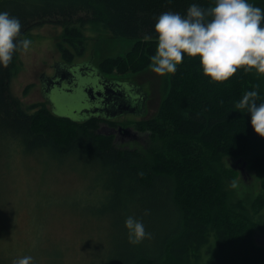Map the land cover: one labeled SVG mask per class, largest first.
Wrapping results in <instances>:
<instances>
[{"label": "trees", "instance_id": "obj_1", "mask_svg": "<svg viewBox=\"0 0 264 264\" xmlns=\"http://www.w3.org/2000/svg\"><path fill=\"white\" fill-rule=\"evenodd\" d=\"M249 2L264 9V0ZM193 3L208 8L214 0H1L0 11L20 19L22 35L45 24H101L115 37L134 42L127 60L137 73L146 70L156 53L159 15L185 14ZM73 32L66 30L68 35ZM121 64L118 60L119 68ZM12 76L11 63L0 66V141L16 140L26 154L48 150L54 157L80 156L88 166H99L98 175L109 177L107 189L118 210L123 206L129 215L140 217L150 210L143 223L152 236L142 246L129 242L119 218L113 238L119 250L111 264H167L168 256L169 264H185L189 249L202 244L204 259L213 260L210 264L264 262V248L253 241L258 225L246 204L229 199L223 188V175L229 172L219 168L225 157L248 164L244 155L264 152V137L252 127L251 114L235 107L250 90H257L264 101V74L239 68L229 80L216 82L203 73L199 57L184 56L166 81L159 119L147 122L148 126H174L167 136L159 134L163 140L171 136V144L178 147L174 175L156 162L155 147L150 148L153 162L143 165L138 151L113 145L84 126L103 119L78 124L50 110L43 112L48 123L38 129L36 117L11 91ZM252 166L264 172V154ZM158 216L161 221H155Z\"/></svg>", "mask_w": 264, "mask_h": 264}, {"label": "rangeland", "instance_id": "obj_2", "mask_svg": "<svg viewBox=\"0 0 264 264\" xmlns=\"http://www.w3.org/2000/svg\"><path fill=\"white\" fill-rule=\"evenodd\" d=\"M66 30L74 32L68 35ZM21 39H28L31 44L28 49H18L13 57L10 88L36 117L38 129L48 123L44 111L51 110L59 117L73 119L64 109L70 103L67 95L57 96L56 109L46 101L42 93L52 85L44 84L43 77L60 74L59 70L65 69L62 67L65 62L86 66L81 72L86 76H97L100 69L112 81L143 91L140 94L147 97L145 113L124 112L110 117L118 113L117 106L105 111L104 120L84 126L113 145L138 151L143 165L153 162L150 148L155 147L156 162L175 174L173 166L178 147L171 144V136L165 140L160 137L167 136L166 132L174 130V126L147 125V122L159 119L166 81L171 74L160 75L152 71V60L146 70L137 73L130 70L127 57L135 46L134 42L115 37L101 24L84 27L81 24H45L28 31ZM118 60L122 63L120 68ZM74 95L80 96L76 92ZM133 108L137 112L141 107L135 105ZM120 130H130L131 136L120 134ZM263 154L244 155L248 161L247 177L235 167L238 158L225 157L219 165L221 170L229 172L223 175V188L229 199L233 204H246L253 223L258 225L253 241L261 248H264V172L253 168L252 161ZM83 160L80 156L54 157L48 150L26 154L16 140L0 141V264H12L13 260L26 255L34 258L31 264L112 263L119 250L118 242L113 240L114 227L120 223L119 218L124 221L129 212H124L123 206L122 210L121 206L119 210L115 207L107 189L109 177L98 175L99 166H88ZM233 180L237 181L235 188L231 186ZM136 217L143 222L146 220L145 212ZM161 220V216L155 218V221ZM202 246L189 249L184 257L185 264L212 263L213 260L204 259ZM180 247L179 244L176 246V252ZM168 258H164L167 264Z\"/></svg>", "mask_w": 264, "mask_h": 264}, {"label": "clouds", "instance_id": "obj_3", "mask_svg": "<svg viewBox=\"0 0 264 264\" xmlns=\"http://www.w3.org/2000/svg\"><path fill=\"white\" fill-rule=\"evenodd\" d=\"M21 28L18 17L0 11V66L7 67L18 49L29 48L31 41L20 39ZM155 32L157 48L151 68L157 74H174L185 55L199 57L203 73L216 82L229 80L239 68L264 74V9L249 0H214L208 8L193 3L185 14L162 12ZM235 107L251 114L252 127L264 137V101L259 100L258 91H246ZM231 186L237 187V181ZM149 211L145 209V215ZM124 226L133 245L152 236L135 215H127ZM33 259L26 255L12 264H31Z\"/></svg>", "mask_w": 264, "mask_h": 264}, {"label": "water", "instance_id": "obj_4", "mask_svg": "<svg viewBox=\"0 0 264 264\" xmlns=\"http://www.w3.org/2000/svg\"><path fill=\"white\" fill-rule=\"evenodd\" d=\"M62 67L65 69L59 70L61 75L56 74L53 77H43V83H49L52 87L49 88V86H47L42 94L46 98V101L51 105V108L56 109L55 105H57V96L61 95V93L58 92H61L59 90H62V92L69 98L67 101L70 102L69 105L64 107V109L67 110V113L73 117V119H68L77 123H80L86 118L88 120L93 118L105 119L103 116L105 111L117 106H119L118 113H115L110 117H116L117 114H123L124 112L135 115H143L145 113L147 97L144 94H140V92L142 93L143 91L130 88L128 84L122 82L112 81L107 78L100 69L97 76H86L84 73H81L86 66L64 63ZM75 92L83 98L74 95ZM136 92H139V94ZM133 102L136 103V107H141L137 112L136 108H133L135 106L133 105ZM68 107L71 108V111L68 110ZM76 111L78 112L76 115L79 116L80 119L74 118L73 115H75ZM120 131L130 134V130ZM235 167H238L241 174L247 177V163L245 161L242 159L238 160L235 163Z\"/></svg>", "mask_w": 264, "mask_h": 264}, {"label": "flooded vegetation", "instance_id": "obj_5", "mask_svg": "<svg viewBox=\"0 0 264 264\" xmlns=\"http://www.w3.org/2000/svg\"><path fill=\"white\" fill-rule=\"evenodd\" d=\"M59 91L62 92V90H59ZM55 92H56V91H55ZM56 94H57V92H56ZM61 95H65V94H64V93H63V94L61 93ZM68 110L71 111V108L68 107ZM77 113H78V112L76 111V112H75V115H73V116H74V118H76V119H77V118L80 119V117L76 115ZM83 115H84V114H83ZM84 116H85V115H84ZM85 118H86V117H85ZM85 118H84V119H85ZM87 120H88V119L86 118L85 120L81 121V122L78 123V124H85V122H86ZM103 120H104V119H103ZM121 132H122V131H120L119 133H120V134H124V135H129V136H131V134H126V133H121ZM112 133H115V131L112 130Z\"/></svg>", "mask_w": 264, "mask_h": 264}]
</instances>
